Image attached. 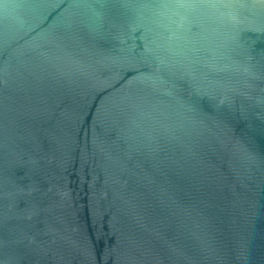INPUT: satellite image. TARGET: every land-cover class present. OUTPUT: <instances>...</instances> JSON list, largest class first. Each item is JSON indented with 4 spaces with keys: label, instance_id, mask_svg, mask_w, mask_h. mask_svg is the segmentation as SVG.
<instances>
[{
    "label": "water",
    "instance_id": "95a60500",
    "mask_svg": "<svg viewBox=\"0 0 264 264\" xmlns=\"http://www.w3.org/2000/svg\"><path fill=\"white\" fill-rule=\"evenodd\" d=\"M0 264H264V0H0Z\"/></svg>",
    "mask_w": 264,
    "mask_h": 264
}]
</instances>
